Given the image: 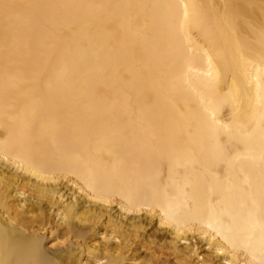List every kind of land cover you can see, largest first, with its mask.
I'll return each instance as SVG.
<instances>
[{
    "label": "bare ground",
    "instance_id": "6f19581e",
    "mask_svg": "<svg viewBox=\"0 0 264 264\" xmlns=\"http://www.w3.org/2000/svg\"><path fill=\"white\" fill-rule=\"evenodd\" d=\"M0 264H264V0H0Z\"/></svg>",
    "mask_w": 264,
    "mask_h": 264
}]
</instances>
